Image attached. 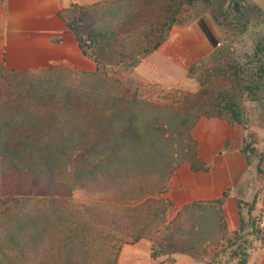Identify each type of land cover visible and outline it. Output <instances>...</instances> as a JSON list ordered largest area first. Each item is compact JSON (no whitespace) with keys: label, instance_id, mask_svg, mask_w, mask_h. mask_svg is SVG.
<instances>
[{"label":"trees","instance_id":"1","mask_svg":"<svg viewBox=\"0 0 264 264\" xmlns=\"http://www.w3.org/2000/svg\"><path fill=\"white\" fill-rule=\"evenodd\" d=\"M197 1L72 3L58 14L76 36L82 54L96 64L94 71L1 67L0 200L4 203L0 206V264H92L87 258L88 236L67 229L62 199L100 181L154 175L168 180L185 162L192 169L198 163L207 170L189 133L201 116L243 123L247 158L262 156L242 104L245 97L264 100V36L240 60L222 29L221 16L211 14L223 43L190 67L200 89L184 96L186 105L180 110L167 105L157 109L141 98L140 80L124 78L165 42L173 26L183 23L184 11ZM242 17L243 12L232 19ZM225 24H231L235 34L245 30L227 19ZM176 125L186 129L188 150L180 147L183 132L175 135L168 130ZM153 194L138 195L129 208L140 210L153 201ZM228 194L182 206L171 198H158L166 205L164 212L134 234H122L108 243L112 255L107 264H119L121 245L144 236L152 242L154 259L178 252L200 262L218 257L226 243L240 238L245 224L242 219L239 229L229 231L223 210ZM253 207L249 205V214ZM168 209L176 211L171 220ZM105 229H96L93 241L103 242ZM49 237L53 239L50 245ZM209 246H214L212 251ZM236 256L240 260L234 264H247L250 254Z\"/></svg>","mask_w":264,"mask_h":264},{"label":"rangeland","instance_id":"2","mask_svg":"<svg viewBox=\"0 0 264 264\" xmlns=\"http://www.w3.org/2000/svg\"><path fill=\"white\" fill-rule=\"evenodd\" d=\"M232 1L212 0V2L204 3L203 0H198L194 6L188 7L184 11L183 23L173 26L165 40H168V43L166 42L167 44L160 51L158 49L161 46L144 58L131 73L123 74L124 78L133 77L135 80L141 81V88L139 89L141 98L148 100L147 102L154 105L157 109L167 105L171 110L176 111L183 109L186 105L185 99H183L185 95L197 93L200 89L199 81L197 75L190 70V67L207 57L216 47L223 43L222 41L209 54L199 60L192 59V49L194 43L197 42L195 36L197 34H195L193 24L204 14H209L211 17V14H219L221 16L220 20L223 21L222 29L232 42L236 55L240 60L243 59L244 54L253 52L257 41L264 36V12L258 13L261 9L251 0H239L240 13L243 12V17L240 21H235L232 17L237 16H234L231 12ZM226 19L236 27H244L245 30L239 34L233 33L231 24H225ZM199 44L201 46H198L202 49L203 44L201 42ZM242 106L246 123L250 129L255 123L260 125L264 123V100L254 101L245 97ZM152 120L158 122V119L154 120L153 117ZM168 130L175 135L181 130L183 132V141L180 147L183 151L189 149L186 145L185 134L187 132L184 127L181 128L176 125V127H169ZM196 147L197 144L194 148L197 155ZM194 165L199 166L200 164L195 163ZM180 166L174 175L175 182L182 181L188 177L187 165ZM170 180L171 178L166 180L154 175L134 180L100 181L86 188L84 187L75 196L63 198L61 205L64 209L67 229L88 236V241L90 242L87 248L88 261H91L92 264H107L110 255H112L108 243H114L122 234H134L146 222L157 219V216L159 217L164 212V208H166L165 203L159 201V199L170 198L171 196ZM167 187L168 191L164 192ZM143 193L146 195L154 193L150 197L153 201L146 206L143 205L140 210L134 211V209H130L131 200ZM3 203L0 200V206ZM39 205H42V203ZM175 213V210L168 209L166 211L168 220H171ZM136 214L141 216V218H137ZM244 223L240 238L237 240L231 239V244L226 243L223 247L224 253L219 254L215 258L209 257L200 262L189 254L178 252L154 259L151 255L152 242L147 236H144L136 242H127L121 245L118 251V263L234 264L240 260V256H236V253L250 252L255 240L263 238L264 227L261 220L256 217H252L249 220V217L246 216ZM100 227H106L104 233L106 238L104 237V241L99 243L93 241V239L98 235L95 230L100 229ZM52 240V237L48 238L49 245ZM213 248L214 246H209V251H212ZM216 249L220 251L221 247ZM177 255L181 257L180 260L176 257Z\"/></svg>","mask_w":264,"mask_h":264},{"label":"crops","instance_id":"3","mask_svg":"<svg viewBox=\"0 0 264 264\" xmlns=\"http://www.w3.org/2000/svg\"><path fill=\"white\" fill-rule=\"evenodd\" d=\"M99 0H0V69L17 71L42 70L50 66L95 70L96 64L84 56L76 36L59 16L61 9L72 3L88 5ZM264 12V0H251ZM197 42L192 59L199 60L223 41V34L209 14L200 16L193 24ZM158 49H162L167 43ZM197 44V45H196ZM199 45V46H198ZM196 46V47H195ZM173 60V58H171ZM251 129L257 135L261 157L247 158L243 151V123H230L219 117L201 116L190 134L197 141V156L207 170L187 165L188 177L170 180L171 196L176 206L195 200L223 198V210L229 231L241 227L246 216L258 217L264 227V123ZM180 166V167H182ZM254 207L249 214V205ZM247 264H264L263 238L255 240ZM178 260L180 256H176Z\"/></svg>","mask_w":264,"mask_h":264},{"label":"water","instance_id":"4","mask_svg":"<svg viewBox=\"0 0 264 264\" xmlns=\"http://www.w3.org/2000/svg\"><path fill=\"white\" fill-rule=\"evenodd\" d=\"M241 11L240 8V1L239 0H233L231 2V12L234 16H237Z\"/></svg>","mask_w":264,"mask_h":264}]
</instances>
